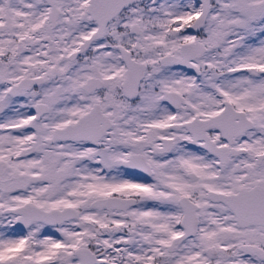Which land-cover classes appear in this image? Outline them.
Masks as SVG:
<instances>
[{"label":"snow or ice","instance_id":"6c2138e0","mask_svg":"<svg viewBox=\"0 0 264 264\" xmlns=\"http://www.w3.org/2000/svg\"><path fill=\"white\" fill-rule=\"evenodd\" d=\"M0 264H264V0H0Z\"/></svg>","mask_w":264,"mask_h":264}]
</instances>
